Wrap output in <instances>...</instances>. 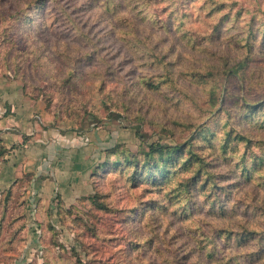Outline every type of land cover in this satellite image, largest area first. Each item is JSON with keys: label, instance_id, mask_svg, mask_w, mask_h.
Here are the masks:
<instances>
[{"label": "rangeland", "instance_id": "obj_1", "mask_svg": "<svg viewBox=\"0 0 264 264\" xmlns=\"http://www.w3.org/2000/svg\"><path fill=\"white\" fill-rule=\"evenodd\" d=\"M0 78L117 146L71 206L0 191V264H264V0H0Z\"/></svg>", "mask_w": 264, "mask_h": 264}, {"label": "crops", "instance_id": "obj_2", "mask_svg": "<svg viewBox=\"0 0 264 264\" xmlns=\"http://www.w3.org/2000/svg\"><path fill=\"white\" fill-rule=\"evenodd\" d=\"M46 122L41 99L26 95L20 81L0 78V191L27 177L30 207L35 200L42 211H53L56 201L71 206L93 192L96 160L116 144H87L85 137L64 134Z\"/></svg>", "mask_w": 264, "mask_h": 264}, {"label": "trees", "instance_id": "obj_3", "mask_svg": "<svg viewBox=\"0 0 264 264\" xmlns=\"http://www.w3.org/2000/svg\"><path fill=\"white\" fill-rule=\"evenodd\" d=\"M150 147H151L152 150H158V152H160V150L162 151V150H164V149H166V150H169V149L172 150V149H174V148H172L171 146H162V145H160V144L151 145ZM116 148H117V146H113V147L107 149V150H106L107 154L112 155L113 152L116 150ZM175 150H176V149H175ZM176 151H177V150H176ZM101 166H102V165H100L99 168H100Z\"/></svg>", "mask_w": 264, "mask_h": 264}]
</instances>
